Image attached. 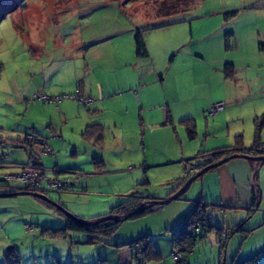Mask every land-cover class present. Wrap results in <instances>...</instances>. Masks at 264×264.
<instances>
[{
	"label": "rangeland",
	"instance_id": "obj_1",
	"mask_svg": "<svg viewBox=\"0 0 264 264\" xmlns=\"http://www.w3.org/2000/svg\"><path fill=\"white\" fill-rule=\"evenodd\" d=\"M23 1L28 10L22 16L19 10L6 13L13 0H0V138L23 140L34 135L45 142L50 156L38 148L32 151L42 162L45 180L66 187L42 195L46 201L30 196L0 199L4 206L0 249L6 245L4 252L14 249L20 264H128L123 259L127 249L118 251L115 245L145 237L147 247L138 264H176L171 255L178 249L172 240L193 209L189 196L194 190L168 205H154L139 218L123 221L121 212L111 215L130 198L165 200L179 188L177 181L184 172L182 163L143 169L153 164V157L161 156L148 151L146 164L141 138L127 131L130 114L134 118L139 108L135 113L132 98L140 86L145 89L140 97L149 103L150 113L166 109L173 117H199L201 129L206 118L240 117L245 125L243 138L251 140L255 119L264 117V0H193L188 12L169 18L154 16V7L162 0ZM230 12L237 16L226 17ZM215 17L227 23L217 33ZM159 25L164 27L153 29ZM234 30L236 35H230ZM136 31L145 43L146 59L135 56ZM231 63L236 66L235 77L226 79L221 70ZM77 86L82 99L93 100L88 106L67 98L76 95ZM35 96L51 101L42 103ZM217 103H223L226 111L210 115V105ZM126 108L130 114L125 116ZM114 119H122L123 131L114 129ZM94 120L107 126L101 147L81 137ZM262 134L264 125L261 138ZM197 139L186 140L188 159L194 158V147L205 151L213 143L205 136ZM21 146L0 143L4 164L0 181L19 173L13 164L32 163L28 147ZM171 148L178 156L180 149ZM94 157L103 164L96 168ZM32 171L36 175L32 180H39L37 171ZM3 184L21 188L13 178ZM53 206L85 223L110 216L121 220H115L119 223L110 236L99 235L94 244L88 243L92 237L88 233L66 232L64 238L42 235L40 228L64 226L66 215ZM208 219L215 228L232 232L227 214L208 212ZM263 233L244 241V235L233 233L223 252L213 230L198 240L182 264H241L249 243ZM244 264H264L263 256Z\"/></svg>",
	"mask_w": 264,
	"mask_h": 264
},
{
	"label": "crops",
	"instance_id": "obj_2",
	"mask_svg": "<svg viewBox=\"0 0 264 264\" xmlns=\"http://www.w3.org/2000/svg\"><path fill=\"white\" fill-rule=\"evenodd\" d=\"M23 2V0H13L12 6L9 9H16V12L17 10H19L18 14L23 16V14L28 10L27 5L22 6ZM218 18L219 17H215L213 18L214 21H212L213 25H217L216 29L214 30L216 33L221 29L227 27V23L225 21H218ZM190 33L192 34V25H190ZM236 33L237 32L235 30L229 32L230 35H236ZM192 37L193 36L191 35V38ZM137 60H139V58ZM172 61L173 60H171V62ZM231 65H233L234 68L236 67L233 63H231ZM234 77L235 75L233 74L231 78L234 79ZM136 90L137 93L135 97L132 98V101L135 105V113L136 108L139 107L138 114L136 113L133 118L127 108L123 111V114L125 116L129 113V117H131V119H128L127 131L132 135H138L141 138V153L142 155H144L146 164L149 163L148 158L146 157L148 156V151L151 152L154 156H161V158L153 157V164H145L146 166H144L143 168L145 170L150 167L153 168L152 166L154 165H159V167L161 165L165 166L173 163H182L184 165V163L187 161L185 159H188V157H190L188 156L189 154L185 153L186 140L188 142H193L197 138L199 139L202 136H205V138L207 139L210 138V140H212L211 142L213 143H211L210 145H206L204 148L205 151H203L201 147L197 148L196 151L194 147V157H196L198 153H208L212 151H218L219 149L221 150L234 148V146H236L237 144V137H241L240 146L242 149H249L252 146L253 135L251 136V140L246 136L245 142V125L243 122L244 120L240 117L230 116L206 118L204 119L205 128L201 129L200 121H202V118L199 119V117H173L172 113L166 109L150 113L151 107L149 106V103H147L146 100H142L140 97V94L145 89H141V87L139 86ZM92 93L93 92L91 91V94ZM106 106L107 105H104V108H106ZM96 107L97 104H95L94 108ZM207 108L208 106L204 107L202 111H206ZM225 111H223L222 114ZM135 117H138V120ZM140 117L142 118L140 119ZM168 118L170 120V123H167ZM188 118L193 119L195 125L196 136L193 140L188 139L185 126L181 123L182 120ZM114 120V129L123 131L125 127L122 124V119ZM253 126L252 133L254 132ZM106 127L107 126L104 127L105 131L107 129ZM156 140H158V143H156ZM260 140L262 143V148H264L263 134L262 138L260 137ZM2 142L3 138H0V143ZM172 146H175L176 149H180V153L178 154V156L173 155L171 148ZM169 152L171 154H169ZM39 163L42 165V162L40 160ZM190 190H194L193 194L189 196V201L193 203V206L200 204L204 209H221L219 210V213L222 212L224 215L227 214L229 219L232 218L230 226L240 222L242 223V225H244L243 228L245 230L251 231L249 234L244 236L245 238L243 239V241L253 236L255 233L257 234L258 232H264V164L260 165V163L256 161H251L242 157L229 159L224 164L210 168L203 175L196 178L187 188L185 193ZM174 191L171 194L167 195L166 199L173 195ZM185 193L183 194V196L185 195ZM1 195L2 197H0V199L15 198L9 196L3 197V195L6 196L10 194L0 193V196ZM193 195H196V197L192 198ZM254 197L256 200H254ZM3 207L4 206H0V209H2ZM7 246L8 245L0 249V264H5V254L8 253V251L14 250L8 249L7 252H4V249ZM128 254V252L125 253V258L123 259L124 262H127L129 264L130 258L128 257ZM259 256H263L264 262V233L261 237H259V239H257L253 243H249L244 252V262L255 261Z\"/></svg>",
	"mask_w": 264,
	"mask_h": 264
},
{
	"label": "trees",
	"instance_id": "obj_3",
	"mask_svg": "<svg viewBox=\"0 0 264 264\" xmlns=\"http://www.w3.org/2000/svg\"><path fill=\"white\" fill-rule=\"evenodd\" d=\"M194 1H187V0H162L159 4L158 7H154L155 11V16L156 17H164V18H169L170 16L177 14V13H183V12H188L191 9L192 3ZM24 5V2L22 4ZM16 9H9L6 11L8 12H13ZM226 17H236L237 13L230 12L229 14L225 15ZM164 27L163 25L155 26V28H160ZM133 42H134V53L135 56L139 59H146L148 57V52L145 46V43L142 39V36L139 31H136L135 35L133 36ZM222 71L224 73V76L226 78L232 77L234 74V66L231 64H224V67L222 68ZM81 80H79L80 82ZM83 94L81 91V88L77 86V92L75 96H70L67 97L72 100L79 101L83 103L85 106H88L93 102L89 97L82 99ZM35 99L42 102V103H48L51 101V99H48L46 97H38L35 96ZM41 99H45L46 101H42ZM58 99H54L53 102H56ZM213 106V105H212ZM210 106V107H212ZM210 109V108H209ZM224 110V109H223ZM223 110L221 112H223ZM221 112H218L216 114H219ZM93 114H96L97 111H92ZM100 113V112H99ZM215 115V114H214ZM261 120L259 121V118H256L254 121V134H253V143L252 146L249 149H242L240 146V140L241 137H237L236 141L237 144L234 146V148L230 149H219L218 151H212L208 153H198L196 157L187 160L184 163V174L187 172V167L189 165H193L194 170L190 173H188V178L183 180L182 178L179 179L177 182L179 183V190L188 179H191L195 177L198 173L202 172L206 168L215 165L224 159H234L238 157L242 158H259V157H264V148H262V143L260 140V132L261 129L264 125V117L260 118ZM167 123H170L169 118L167 119ZM186 129V134L189 140H193L196 136V130H195V125L194 121L191 118L184 119L181 122ZM104 132L105 128L102 124H100L98 121H93L92 124L87 125L82 134L81 137L85 142L91 143L93 146L101 147L104 141ZM3 141L10 142L14 144L15 147L21 148L23 145L24 147L27 146L29 151L27 153L28 159L31 161V164H13L12 168H17L19 169V173L23 169H31L34 171H37L39 175V180L34 184H29L28 181H23L21 179H17L18 174H12L9 176H4V181H0V190H2L0 193L1 194H14V193H21V192H26L30 193L31 195H28L30 197H33L37 200H42L38 196H42L47 194L48 192H51L52 189L54 188H49L48 187V180H45V170H43L41 164L39 163V159L36 158V156L33 154V149L38 148L40 150V153L45 154V155H51L52 152L49 151V148L46 147V143L40 140L39 138L35 137L34 135L27 136L23 140L20 139H3ZM23 149V148H21ZM233 157V158H232ZM227 160V161H228ZM197 161V162H194ZM253 161V160H251ZM194 162V163H193ZM92 164L95 165L97 168L99 165H102L101 159L94 157L92 159ZM0 166H4V164L0 163ZM94 167V168H95ZM96 172H100L98 169H96ZM213 168V167H212ZM70 172V171H67ZM64 172V173H67ZM74 172V171H72ZM56 174L62 173L55 171ZM192 174H194L192 176ZM16 179L21 183V188H12L8 185H4L3 183H6V180L9 179ZM45 181V182H44ZM54 181V180H50ZM3 182V183H2ZM40 183V185L38 184ZM176 182V181H175ZM66 187V183L64 184L63 188ZM174 194V193H173ZM36 195V196H35ZM21 197V196H17ZM16 198V197H15ZM143 201L136 202L134 201L133 198L127 199L118 206H116L111 215L114 212H121L119 215L120 216H127L129 214H133L134 212L144 208L147 204L152 202L153 200L150 201H144L145 199H142ZM254 200L255 197H254ZM58 203V202H57ZM54 207V206H53ZM60 207H62L60 205ZM55 208V207H54ZM152 208V207H151ZM57 209V208H55ZM58 210V209H57ZM56 210V211H57ZM219 210L221 209H215V208H206L204 209L200 204L194 205L191 213L188 215V217L185 219L183 226L181 227V230L178 232L177 236H174L173 238V245L178 251L176 253H173L171 255V259L174 263L176 264H182L184 262L185 257L188 254H191L193 251V248L195 244L198 242V240L203 239L206 237L207 234H209L211 231L215 230L217 235L219 236V243L221 244V249L223 252L225 251L226 245H227V240L230 238V236L233 233H241L242 235L246 236L249 234L251 231H247L243 228L244 225L242 223H237L233 224L230 226V231H224L219 228H215L209 221L208 219V212L212 213H219ZM147 209L142 210V212L130 217V219H135L139 218L143 215H145ZM222 213V212H221ZM111 217V216H110ZM100 220V219H98ZM65 223L63 228H48V227H43L40 228V234L42 235H50L52 237H65L66 232H80V233H88L92 235V237L89 238L88 243L89 244H94L97 242V236L99 235H104V236H110L114 230L117 228L118 221L115 220H107V221H101L96 224L92 225H81L79 221L77 220H72L68 219L65 217ZM97 221V220H96ZM124 221V220H123ZM95 222V221H94ZM92 223V222H91ZM29 227V226H28ZM33 230L31 227H29V231ZM245 238V237H244ZM226 241V244L225 242ZM122 246H127V248H121ZM147 247V239L145 237L138 239L136 242L130 243V244H125V245H115V248L118 249H127L128 257L130 258V263L129 264H134L139 262V256L145 252ZM14 250L8 251V253L5 254L4 256V261L5 264H20V256L19 254H15ZM18 255V256H17ZM173 256H179V261H175L173 259ZM138 264V263H137ZM244 264V263H242Z\"/></svg>",
	"mask_w": 264,
	"mask_h": 264
},
{
	"label": "water",
	"instance_id": "obj_4",
	"mask_svg": "<svg viewBox=\"0 0 264 264\" xmlns=\"http://www.w3.org/2000/svg\"><path fill=\"white\" fill-rule=\"evenodd\" d=\"M232 158H233V157H232ZM246 159L256 161V162L260 163V165L264 164V157H259V158H246ZM227 160H228V159H224L223 161H221V162H219V163H217V164H215V165H212V166L206 168L205 170H203L202 172L198 173L195 177H193V178L189 179L188 181H186V183H185V184H184V185H183V186H182L177 192H175L173 195H171L169 198H167V199H165V200H162V201H152V202H150V203L147 205V207H144V208H142V209H140V210L134 212L133 214H129V215H127V216H125V217H123V218H121V219H122V220H128V219H130V217H132V216H134V215H136V214L142 212V210H144V209H149V208L153 207L154 205H168V204H170V203H172V202H174V201L179 200V199L183 196V194L186 192L187 188L191 185V183H192L196 178H198L199 176L203 175V174H204L207 170H209L210 168H212V167H217L218 165L224 164L225 162H227ZM28 195H31V194H30V193H26V192H21V193H14V194L6 195V196L3 195V197H8V196H9V197H17V196H28ZM35 196H36V195H35ZM0 197H2V195H1ZM37 197H39L40 199H43V200H45V201L47 200L46 197H42V196H38V195H37ZM48 203H49V201H48ZM50 204H51V203H50ZM56 207H57V205H56ZM57 209H59L61 212H63L64 215H66V217H67L68 219L76 220V219H75L74 217H72L71 215L66 214L61 208L58 207ZM121 219H117V218H113V217H105V218H102V219L97 220V221L92 222V223H85V222H83V221H79V222H80L81 225H92V224H96V223L101 222V221H107V220H121Z\"/></svg>",
	"mask_w": 264,
	"mask_h": 264
},
{
	"label": "built area",
	"instance_id": "obj_5",
	"mask_svg": "<svg viewBox=\"0 0 264 264\" xmlns=\"http://www.w3.org/2000/svg\"><path fill=\"white\" fill-rule=\"evenodd\" d=\"M42 101H46L45 99H41ZM224 109V104L223 103H217V104H215V105H213L212 107H210V109H209V114L210 115H214V114H216V113H218V112H221L222 110ZM194 170V167H193V165H189L188 167H187V172L188 173H190V172H192ZM31 171V172H30ZM186 172V174H184V176L182 177V179L183 180H185V179H187L188 178V173ZM21 175H23V176H25V177H23V176H21ZM34 176H35V178H36V175H35V173L32 171V170H27V169H23V170H21V172L18 174V176H17V179H21V180H23V181H28V183L29 184H34V183H36L37 181H40V180H35L34 179V181L32 180V178H34ZM38 184L40 185V183L38 182ZM51 185H52V188H54V187H56L57 189H60V186H61V188H63V184H61V183H58V182H55V181H50V180H48V187L49 188H51ZM29 227H27V229H28ZM29 230V229H28ZM173 259L177 262V261H179V256H173Z\"/></svg>",
	"mask_w": 264,
	"mask_h": 264
}]
</instances>
